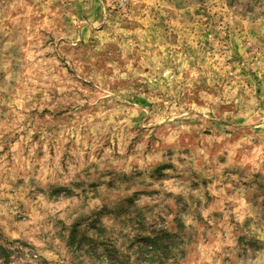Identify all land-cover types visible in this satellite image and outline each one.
I'll return each mask as SVG.
<instances>
[{
    "label": "clouds",
    "instance_id": "9594fccd",
    "mask_svg": "<svg viewBox=\"0 0 264 264\" xmlns=\"http://www.w3.org/2000/svg\"><path fill=\"white\" fill-rule=\"evenodd\" d=\"M0 264H264V0H0Z\"/></svg>",
    "mask_w": 264,
    "mask_h": 264
}]
</instances>
